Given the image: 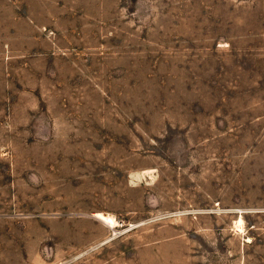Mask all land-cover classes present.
<instances>
[{"label": "rangeland", "instance_id": "rangeland-1", "mask_svg": "<svg viewBox=\"0 0 264 264\" xmlns=\"http://www.w3.org/2000/svg\"><path fill=\"white\" fill-rule=\"evenodd\" d=\"M0 264H264V0H0Z\"/></svg>", "mask_w": 264, "mask_h": 264}, {"label": "bare ground", "instance_id": "bare-ground-1", "mask_svg": "<svg viewBox=\"0 0 264 264\" xmlns=\"http://www.w3.org/2000/svg\"><path fill=\"white\" fill-rule=\"evenodd\" d=\"M96 219H98L99 221L105 223L107 226L114 228L115 227V223L106 215L103 214H97ZM238 229H243V221L240 219L238 221ZM242 231V230H241Z\"/></svg>", "mask_w": 264, "mask_h": 264}]
</instances>
